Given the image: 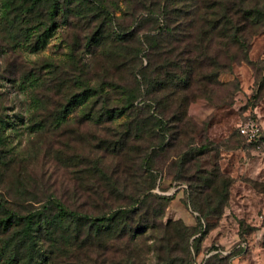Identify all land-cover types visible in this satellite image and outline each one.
I'll list each match as a JSON object with an SVG mask.
<instances>
[{
  "label": "rangeland",
  "instance_id": "374dc122",
  "mask_svg": "<svg viewBox=\"0 0 264 264\" xmlns=\"http://www.w3.org/2000/svg\"><path fill=\"white\" fill-rule=\"evenodd\" d=\"M90 1L88 13L80 11L83 19L57 17L51 37L33 51L29 38L36 31V19L26 15L22 22L26 31L17 34L2 18L5 6L0 0V111L4 121L12 122L0 145V203L18 214L54 203L96 216L109 206L133 200L147 188V176L141 171L151 166L149 176L157 175L151 194L170 198L157 224L181 221L191 230L186 260L204 264L219 254L230 264H264V139L256 148L237 132L239 124L256 119L264 138V29L251 37L243 54L231 49L233 62L208 85V97L187 108L195 125L194 148L206 147L198 164L204 170L215 165L231 179L223 214L206 231L204 221L197 222V213L187 202L186 181H174L178 174L174 163L185 150L184 143L176 142L152 156L151 165L143 163L154 140L147 138V132L137 133V127L154 120L153 108L140 104L128 117L93 122L83 117L84 106H76L65 119L56 118L70 96L100 86L110 106L122 108L125 97L121 92L141 84L139 67L147 66L136 52L139 38L176 22L170 11L162 15L161 0ZM180 5L174 2L166 7ZM102 7L110 13L108 25L101 13L90 15ZM42 20L39 30L51 25ZM127 33L133 35L124 44L121 39ZM94 34H102L105 44H116V49L101 52L102 47L94 48L88 41ZM220 62L227 64L224 58ZM111 85L120 89L114 91ZM142 99L139 93L135 105ZM193 174L191 168L184 178ZM42 240L51 264H117L123 258L122 253L102 256L94 250L74 253L63 242L51 247L46 237ZM156 244L150 238L142 246L148 252L147 264H155Z\"/></svg>",
  "mask_w": 264,
  "mask_h": 264
},
{
  "label": "trees",
  "instance_id": "16d2710c",
  "mask_svg": "<svg viewBox=\"0 0 264 264\" xmlns=\"http://www.w3.org/2000/svg\"><path fill=\"white\" fill-rule=\"evenodd\" d=\"M90 2L93 3L90 0H4L2 18L17 30V34L26 31L22 26L26 15L35 18L33 29L36 31L29 40L32 50L38 51L39 46L43 47L46 39L51 37L57 17L63 20L68 17L83 19L84 14L80 15V11L88 13ZM174 2L181 4L180 8L166 7ZM160 5L162 15L170 11L176 22L172 26L153 28L139 38L136 52L141 54L139 60L146 59L147 66L144 68L141 64L139 67L142 83L139 82L133 91L121 92L125 97L124 106H110L107 94L100 86L70 96L56 118L65 119L69 110L76 106H84L83 117L93 122L128 117L140 104L153 108L156 111L154 120L137 127V133L147 132V138L154 140L149 144V153L143 163L151 165L152 156L161 154L176 142L184 143L185 150L174 163L178 170L174 181H186L187 202L197 213V222L203 220L206 231H209L215 226V221H219L227 205L231 179L215 165L204 170L198 164L206 147L194 148L192 134L195 133V125L188 117L187 108L199 98L208 97V85L233 62L231 58L235 56L231 49L243 54L251 37L264 29V0H161ZM94 13H101L102 19L110 24V13L106 9L90 11V15ZM42 19L51 25L39 30L43 25ZM191 28L194 31H188ZM185 33L192 35L184 36L187 35ZM132 35L124 34L121 42L127 43ZM88 41L94 48L102 47L101 52H110L117 47L108 42L105 44L102 34H94ZM220 58H224L227 64L221 63ZM111 87L114 91L120 89L116 85ZM139 93L144 102L135 105ZM3 114L0 111V145L12 125V122L9 124L3 120ZM142 126L146 128L142 130ZM263 139L262 135L261 142ZM148 167L141 171L147 176V188L133 200L109 206L107 211L96 216L68 211L54 203L18 214L0 203V264H51L52 257L46 256L43 250V237L50 241L51 247L63 242L74 253L82 250L87 253L94 250L102 256L122 253L123 258L117 264H147L148 252L142 246L152 238L158 242L153 250L155 264H191L189 259L186 260L189 254L186 238L191 230L181 221L157 224V218L163 215V208L170 198L151 194L157 175L151 173L149 176L152 168ZM191 168L194 174L184 178V173ZM73 257L76 258L77 254ZM204 264L230 263L227 257L214 254Z\"/></svg>",
  "mask_w": 264,
  "mask_h": 264
},
{
  "label": "built area",
  "instance_id": "2783aa9c",
  "mask_svg": "<svg viewBox=\"0 0 264 264\" xmlns=\"http://www.w3.org/2000/svg\"><path fill=\"white\" fill-rule=\"evenodd\" d=\"M237 131L247 145L259 148L262 140L263 130L258 120H246L237 126Z\"/></svg>",
  "mask_w": 264,
  "mask_h": 264
}]
</instances>
